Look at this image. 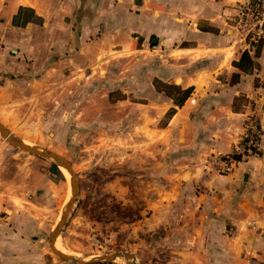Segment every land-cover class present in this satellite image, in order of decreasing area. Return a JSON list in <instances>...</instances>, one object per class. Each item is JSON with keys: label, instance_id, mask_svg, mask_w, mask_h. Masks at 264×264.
<instances>
[{"label": "rangeland", "instance_id": "1", "mask_svg": "<svg viewBox=\"0 0 264 264\" xmlns=\"http://www.w3.org/2000/svg\"><path fill=\"white\" fill-rule=\"evenodd\" d=\"M255 39L241 36L243 46L252 49H241V56L247 52L254 59L264 49V37ZM142 45L137 43V51L124 54L87 52L80 72L92 73L91 78L76 76L68 84L64 67L49 87L39 88L40 92L57 88L59 96H25L22 90L28 86L17 77L18 66L0 54V122L14 138L55 152L73 166L78 196L57 238V250L85 262L129 253L143 264H203L195 257L192 230L182 229V214L176 212L177 194L195 190L192 181L181 179L189 174L195 180V164L176 162L189 149L181 140L180 149H169L165 163L153 143H144L141 108L153 97L152 76L161 70V61ZM165 58L182 66L184 73H195V55L180 52ZM167 66L166 76L171 77L175 69ZM238 78L234 74L231 80ZM178 86L193 88L189 98L195 96V85ZM254 87L264 90L258 79ZM240 104L251 108L246 121L259 118L253 102ZM172 115L170 110L155 125L165 126ZM245 159L236 157L237 162ZM71 198L72 182L65 168L12 146L0 134V264H77L60 259L50 246ZM94 264L134 261L120 257Z\"/></svg>", "mask_w": 264, "mask_h": 264}, {"label": "crops", "instance_id": "2", "mask_svg": "<svg viewBox=\"0 0 264 264\" xmlns=\"http://www.w3.org/2000/svg\"><path fill=\"white\" fill-rule=\"evenodd\" d=\"M21 8L32 10L37 20L13 26ZM237 14L236 0H0V54L18 66L17 77L28 86L22 90L25 96H59L57 88H39L49 87L64 67L68 84L84 75L91 78L92 73L80 72L89 51L124 54L142 43L144 51L160 59L161 70L152 76L153 97L141 108L144 143H153L165 163L169 149H180L181 140L189 149L176 162L195 164V180L181 176L195 190L177 194L176 212L182 214V229L192 230L195 257L203 264H264V148L229 175L217 172L213 161L230 154L244 132L251 108L241 102L255 104L264 142V90L254 87L256 79L264 84V49L253 59V75L235 67L244 47ZM180 52L195 55L194 74L165 58ZM167 65L175 69L171 77ZM234 74L237 82L231 80ZM156 79L195 85V96L177 106L155 90ZM170 110L168 123L156 126ZM176 219L179 223L180 216Z\"/></svg>", "mask_w": 264, "mask_h": 264}, {"label": "built area", "instance_id": "3", "mask_svg": "<svg viewBox=\"0 0 264 264\" xmlns=\"http://www.w3.org/2000/svg\"><path fill=\"white\" fill-rule=\"evenodd\" d=\"M238 4V14L235 25L239 29L241 36H253L256 39L264 37V0H236ZM256 39L254 41H256ZM245 51L252 50L251 47H243ZM263 126L257 116H253L246 121L244 132L242 133L233 153L225 156H217L215 160L218 164L221 175H229L234 172L236 157L247 158L252 154H257L263 149Z\"/></svg>", "mask_w": 264, "mask_h": 264}, {"label": "water", "instance_id": "4", "mask_svg": "<svg viewBox=\"0 0 264 264\" xmlns=\"http://www.w3.org/2000/svg\"><path fill=\"white\" fill-rule=\"evenodd\" d=\"M0 134L12 146L19 148V149H21V150H23V151H25L31 155L38 156L40 158L47 159V160H53V161H55L57 166H59V167L61 166V167L65 168L70 174L71 182H72V198H71L69 205L65 208V211H64L63 216L61 218V221L59 222L56 230L53 232V234L51 235V238H50V246H51V249L55 255H57L63 261H68V262L70 261V262H74L77 264H94V263H100V262H104V261L114 260V259H117L120 257L125 258V259H132L134 261V264H143V263H137L136 257L132 254H129V253H123V254L115 253V254H110V255H104V256L98 257L97 259H93L91 261L85 262V261L78 260L77 258H75L73 256H69V255L57 250V248H56L57 238L60 234L61 228H62L66 218L68 217V215L72 209L74 201L78 196L79 186H78L77 175L73 169V166L69 160H67L66 158L62 157L61 155H59L55 152H52V151H49L46 149H41L38 147H32V146L26 144L25 142H23L17 138H14L13 136H11V134H9L6 131L5 127L1 124V122H0Z\"/></svg>", "mask_w": 264, "mask_h": 264}, {"label": "trees", "instance_id": "5", "mask_svg": "<svg viewBox=\"0 0 264 264\" xmlns=\"http://www.w3.org/2000/svg\"><path fill=\"white\" fill-rule=\"evenodd\" d=\"M37 20L34 12L30 9L21 8L19 15H17L13 20V26L15 27H24L28 23L34 22ZM254 61L252 57L247 53H243L239 62L235 63L241 72L248 73L254 69ZM154 88L157 92L165 94L168 98L172 99L177 106H182L185 101L190 97L193 88L184 89L181 86L175 84H167L161 80H154ZM54 170L57 174H60V171L57 167H54Z\"/></svg>", "mask_w": 264, "mask_h": 264}]
</instances>
